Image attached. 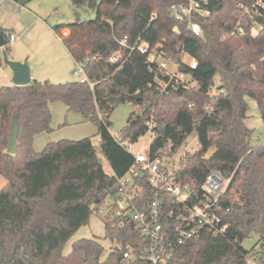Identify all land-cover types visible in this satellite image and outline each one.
<instances>
[{"label":"trees","instance_id":"obj_1","mask_svg":"<svg viewBox=\"0 0 264 264\" xmlns=\"http://www.w3.org/2000/svg\"><path fill=\"white\" fill-rule=\"evenodd\" d=\"M71 1L96 11L93 20L55 27L58 34L70 31L63 43L88 83L33 81L0 88V175L7 181L0 191V264H123L120 252L112 251L103 260L104 248L96 240L77 241L69 255L63 248L89 224L105 199L117 193L118 178L135 163L110 132L112 114L128 102L143 111L140 117L133 113L120 136L137 143L153 119L157 134L153 156L170 143L173 155L190 135H197L202 147L172 169L178 183L200 192L212 171L233 175L221 201L227 233L214 237L205 232L176 247L168 264H245L252 253L264 264V142L255 145V131L246 125L249 99L256 101L264 123V33L221 41L223 24L232 19L238 0H209L212 14L206 19L194 15L203 26L202 37L188 30V19L177 20L171 12L173 5L186 0ZM124 37L131 44L140 40L152 51L162 44L161 53L175 60L182 51L196 59L198 68L190 73L198 87L162 94L161 73L156 66L150 70L148 56L138 49L122 48L117 40ZM119 51L122 58L113 63ZM216 77L218 94L210 90ZM138 93L143 101H132ZM57 102L94 122L100 142L62 140L36 152L34 139L51 132V105ZM147 104L151 106L146 110ZM14 119L20 132L18 151L12 155L7 149ZM101 156L112 173L105 171ZM143 185L147 203L152 192L147 183ZM106 234L113 243L134 246L137 255L147 246L134 223L120 228L111 226L108 218ZM252 234L258 240L248 250L243 243Z\"/></svg>","mask_w":264,"mask_h":264},{"label":"built area","instance_id":"obj_2","mask_svg":"<svg viewBox=\"0 0 264 264\" xmlns=\"http://www.w3.org/2000/svg\"><path fill=\"white\" fill-rule=\"evenodd\" d=\"M171 12L177 20L188 19L187 28L196 37L203 36V26L193 20L194 15L199 19H206L212 14L209 0H186L183 4L173 5ZM263 33L264 0H238L232 11V19L223 24L221 41H226L228 37L257 38ZM5 36L9 44L17 40L16 35L12 33H6ZM117 42L124 49H138L141 54L148 56L150 70L156 66L161 73L158 83L162 94L167 95L179 90L189 91L198 87V82L190 73L197 70L198 62L184 51L181 52L180 60H175L161 53L162 44L155 46L152 51L148 44L140 40L131 44L129 38L124 37ZM121 58L122 52H116L112 62L117 64ZM261 62L264 64V53ZM76 65L78 70H75L74 74L82 75L81 83H88L82 67ZM91 87L93 88V85ZM218 87L219 83H214L210 90L218 94ZM220 93H225V90ZM207 111L211 113L213 108L207 107ZM147 127L151 133V144L145 152L134 153L135 144L124 141L121 136L115 138L134 156L135 163L123 177L118 178L115 194L117 199L112 205L110 225L123 228L127 223H134L147 240V246L141 249L139 255L136 254L134 246L116 243L112 251L123 255V264H168L176 247L185 245L205 232L214 237H221L228 231V225L220 214L221 201L232 185L233 175L225 176L212 171L205 179L200 192L190 185L183 186L177 182L172 166L180 163L188 153L202 147L197 135H190L173 155H169L173 151V145L170 143L166 150L160 149L153 156L151 145L157 136L153 119L147 122ZM181 150L182 155L176 162L175 158ZM164 152L165 155H162ZM144 182L152 192L147 203L144 201ZM245 264L262 263L260 257L252 253L247 257Z\"/></svg>","mask_w":264,"mask_h":264},{"label":"rangeland","instance_id":"obj_3","mask_svg":"<svg viewBox=\"0 0 264 264\" xmlns=\"http://www.w3.org/2000/svg\"><path fill=\"white\" fill-rule=\"evenodd\" d=\"M96 18V11L87 6H74L71 0H3L0 2V28L3 31L14 33L16 42L7 44L0 48V88L6 86H14L12 81L4 84L1 77L2 72L8 71L10 68L4 62V52L7 53L10 60H14L13 53L19 50L25 56V60L30 59L35 61L36 58H42L44 51L48 47H57V44L63 45L61 37H69V30H62L60 34L55 32V27L61 24H69L75 22H84ZM2 24V25H1ZM0 31V36H1ZM51 49V48H50ZM52 50V49H51ZM50 50V51H51ZM53 54V51H52ZM44 64L46 61H40ZM9 68V69H8ZM78 70L76 64L73 65L72 72ZM40 71L38 68L36 72ZM37 75V74H36ZM82 75L76 76L72 74L70 81H56L53 77L51 83L65 84L69 82H80ZM38 82H46L43 79H37ZM35 80V81H37ZM219 77H216L215 83L218 84ZM250 109L246 125L249 129L255 131L253 143L255 145L264 142V123L261 118L256 101L248 100ZM52 123L51 132L38 134L34 139V150L42 152L49 144L57 143L62 140L79 141L85 138H91L95 144L100 142L98 127L94 122L84 117L79 113L69 112L66 105L62 102H57L51 105ZM142 107L133 103L121 104L112 114L110 121V132L114 138H118L121 131L128 125L133 113H142ZM151 144V133L148 132L145 136L139 139L134 145V153L145 152ZM212 150L211 152H213ZM182 150L175 158L177 162L182 155ZM104 164V169L107 173H112L111 168L103 156L100 157ZM179 162L172 166V169L177 168ZM7 181L0 175V191L5 187ZM117 199V196L109 195L98 211H94L88 225L82 227L72 239L64 246L63 254L69 255L72 252L73 245L79 240H96L104 248L102 259L105 260L112 250L116 247L107 238L106 221L112 216V205ZM258 237L252 234L248 237L243 245L250 250L257 242Z\"/></svg>","mask_w":264,"mask_h":264},{"label":"crops","instance_id":"obj_4","mask_svg":"<svg viewBox=\"0 0 264 264\" xmlns=\"http://www.w3.org/2000/svg\"><path fill=\"white\" fill-rule=\"evenodd\" d=\"M0 31L2 33L3 28H0ZM5 38L8 41V38L6 36ZM60 40L63 42V38L61 36H60ZM13 57L15 61H24L26 59L25 56L22 55L19 50H16L13 53ZM40 61H46V62L44 64H40L43 63ZM28 62L33 67L32 70L33 81L37 79L51 81L53 77L56 79V81H60V82L70 81V78L74 73L72 72L73 65L76 64L74 58L71 56L70 52L68 51L64 43L63 45L57 44V47H48L47 50L44 51V56L42 58L40 57L36 58L35 61H31L30 59H28ZM38 68L40 69V71L36 72ZM1 77L5 81L4 84L9 83L10 81H12L13 83V73L10 69L8 71L2 72Z\"/></svg>","mask_w":264,"mask_h":264},{"label":"water","instance_id":"obj_5","mask_svg":"<svg viewBox=\"0 0 264 264\" xmlns=\"http://www.w3.org/2000/svg\"><path fill=\"white\" fill-rule=\"evenodd\" d=\"M8 41L6 40L4 35L0 36V48L7 46ZM4 62L10 68L13 73V84L14 86H27L33 82L32 80V70L33 67L29 64L28 60L24 61H15L10 60L7 53L4 52ZM132 101H143V94L138 93L131 97ZM150 104L146 105V110L150 107ZM138 117L141 116L139 113ZM13 131L9 138V145H8V153L15 155L18 151V136H19V125L18 122L14 119L12 125Z\"/></svg>","mask_w":264,"mask_h":264}]
</instances>
